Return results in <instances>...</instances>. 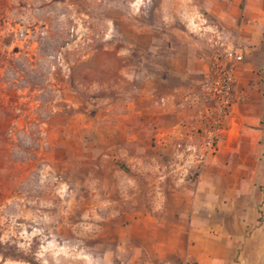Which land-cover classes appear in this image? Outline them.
Segmentation results:
<instances>
[{
  "label": "rangeland",
  "instance_id": "rangeland-1",
  "mask_svg": "<svg viewBox=\"0 0 264 264\" xmlns=\"http://www.w3.org/2000/svg\"><path fill=\"white\" fill-rule=\"evenodd\" d=\"M230 1L0 0V264H165L121 99L170 47L222 55Z\"/></svg>",
  "mask_w": 264,
  "mask_h": 264
},
{
  "label": "crops",
  "instance_id": "crops-1",
  "mask_svg": "<svg viewBox=\"0 0 264 264\" xmlns=\"http://www.w3.org/2000/svg\"><path fill=\"white\" fill-rule=\"evenodd\" d=\"M242 2L238 26L228 14V44L244 57L215 154L199 163L198 111L188 101L203 96L204 75L215 58L210 43L184 52L170 47L168 64L153 61L138 70L131 96L121 99L122 126L132 130L127 141L148 151L131 161L137 179L148 181L146 223L159 230L151 249L163 263L264 264V0L229 5L235 11ZM158 133L162 146L152 142Z\"/></svg>",
  "mask_w": 264,
  "mask_h": 264
},
{
  "label": "built area",
  "instance_id": "built-area-1",
  "mask_svg": "<svg viewBox=\"0 0 264 264\" xmlns=\"http://www.w3.org/2000/svg\"><path fill=\"white\" fill-rule=\"evenodd\" d=\"M243 57V51L236 46L226 48L220 56L216 55L213 66L204 75L203 96H188L190 106L199 109L196 130L201 135L203 148L201 151L194 149L199 163L218 150V140L225 131L226 118L236 100V69ZM181 264L196 263L186 258Z\"/></svg>",
  "mask_w": 264,
  "mask_h": 264
},
{
  "label": "trees",
  "instance_id": "trees-1",
  "mask_svg": "<svg viewBox=\"0 0 264 264\" xmlns=\"http://www.w3.org/2000/svg\"><path fill=\"white\" fill-rule=\"evenodd\" d=\"M0 244H1V242H0Z\"/></svg>",
  "mask_w": 264,
  "mask_h": 264
}]
</instances>
